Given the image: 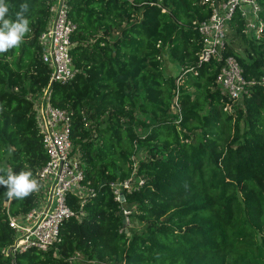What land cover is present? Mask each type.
Instances as JSON below:
<instances>
[{"label": "trees", "instance_id": "16d2710c", "mask_svg": "<svg viewBox=\"0 0 264 264\" xmlns=\"http://www.w3.org/2000/svg\"><path fill=\"white\" fill-rule=\"evenodd\" d=\"M221 1L67 0L77 72L51 84V102L71 113L94 195L82 207L69 198L77 215L61 224L54 249L10 254L9 217L27 214L40 194L9 199L0 186V264H72L76 254L82 264H264V85L232 101L216 83L221 64L198 59L196 26ZM6 2L12 19L29 5L30 32L0 54V167L35 176L47 156L33 105L50 81L38 36L52 0ZM229 30L224 56L237 59L246 80L262 78L264 26L254 41L235 13ZM165 61L178 72L166 73ZM133 171L143 184L124 192L129 228L110 183Z\"/></svg>", "mask_w": 264, "mask_h": 264}, {"label": "built area", "instance_id": "2783aa9c", "mask_svg": "<svg viewBox=\"0 0 264 264\" xmlns=\"http://www.w3.org/2000/svg\"><path fill=\"white\" fill-rule=\"evenodd\" d=\"M210 7L209 17L196 26L201 38L198 59L199 62L215 60L221 64L216 83L223 94L237 101L248 92L247 87L264 85V76L258 80H246L237 59L232 55L224 56L229 22L238 13L244 21L246 37L258 41L263 37L264 26L260 15L261 6L258 0H225L212 2ZM48 10L47 23L38 41L40 57L50 69V81L42 93L36 96L33 105L47 160L34 176L40 182L37 205L25 215L9 217V225L16 233L14 244L8 250L10 254L29 249L43 252L54 249L61 224L77 215L68 205L69 198L76 197L82 207L86 199L94 195L93 189L84 183L80 156L73 153L71 113L51 102V84L71 82L76 75L71 50L75 45L72 37L77 25L69 17L67 0H52ZM134 164H137L136 161ZM134 173L128 179L110 183L114 199L120 204L124 227L131 213V209L125 205L124 192L135 190L143 184L142 178L134 182ZM75 260L76 256L69 259L72 264Z\"/></svg>", "mask_w": 264, "mask_h": 264}, {"label": "clouds", "instance_id": "9594fccd", "mask_svg": "<svg viewBox=\"0 0 264 264\" xmlns=\"http://www.w3.org/2000/svg\"><path fill=\"white\" fill-rule=\"evenodd\" d=\"M10 7L6 0H0V54L18 47L30 32V20L26 16L29 5L22 3L20 10L15 13V19L9 16ZM0 186L7 189L4 196L9 199H24L39 191L40 182L30 169L14 173L11 169L0 167Z\"/></svg>", "mask_w": 264, "mask_h": 264}, {"label": "rangeland", "instance_id": "374dc122", "mask_svg": "<svg viewBox=\"0 0 264 264\" xmlns=\"http://www.w3.org/2000/svg\"><path fill=\"white\" fill-rule=\"evenodd\" d=\"M229 34H230V30H229ZM230 38H231V35H229L228 40H230ZM232 46H233V48H234L235 51H237L238 53L243 54V50H242V47H241V44H240V43L235 42V43L232 44ZM175 66H176V65H172V63H171V64H168V62L165 61V63H164L165 72H166V73H172V74L177 73V72H178V71H177L178 68H176ZM134 125H135V127H136V130L139 132V134H144L145 130H143V129H142L139 125H137V124H134ZM73 153H74L75 155H78V154H79V153H78V149H77L76 147H74V149H73ZM146 154H147L146 151H142L141 154H139V157H143V156H145ZM37 192H38V191H37ZM134 224H135V222H132V220L130 221V219H129V222L126 224V226H127V227H129V226L131 227V226H134ZM130 227H129V228H130ZM75 256H76V260L74 261L73 264H77L78 262L82 264V263L85 262V258L81 257L80 254H76Z\"/></svg>", "mask_w": 264, "mask_h": 264}, {"label": "water", "instance_id": "95a60500", "mask_svg": "<svg viewBox=\"0 0 264 264\" xmlns=\"http://www.w3.org/2000/svg\"><path fill=\"white\" fill-rule=\"evenodd\" d=\"M122 222H123V224H124V220H123Z\"/></svg>", "mask_w": 264, "mask_h": 264}]
</instances>
